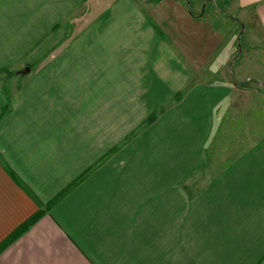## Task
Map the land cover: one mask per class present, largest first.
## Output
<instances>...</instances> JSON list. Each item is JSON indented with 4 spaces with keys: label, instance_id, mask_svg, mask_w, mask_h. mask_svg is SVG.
I'll return each mask as SVG.
<instances>
[{
    "label": "crops",
    "instance_id": "crops-1",
    "mask_svg": "<svg viewBox=\"0 0 264 264\" xmlns=\"http://www.w3.org/2000/svg\"><path fill=\"white\" fill-rule=\"evenodd\" d=\"M227 15L264 48V0H0V244L45 211L0 264H264V70Z\"/></svg>",
    "mask_w": 264,
    "mask_h": 264
},
{
    "label": "rangeland",
    "instance_id": "rangeland-1",
    "mask_svg": "<svg viewBox=\"0 0 264 264\" xmlns=\"http://www.w3.org/2000/svg\"><path fill=\"white\" fill-rule=\"evenodd\" d=\"M222 7V4H220ZM208 9H210L208 7ZM226 22L225 25L227 27V37L231 39H235L239 42L241 41V53H242V60L241 63H247V70L250 72V75L252 76H244L245 80L251 81V84L253 83L255 78L248 79L249 77H253L255 75H260L259 68L256 69L254 65L258 63V66H262L264 70V48L262 46H256L255 40L257 37L255 36L254 30H251V27L248 23H246L243 20H238L236 18H233L232 15H227L224 17ZM246 40V41H245ZM251 40V41H249ZM254 45V46H252ZM234 46V44H233ZM239 45L236 43V48L239 52L240 48H238ZM240 53V54H241ZM252 60V62H251ZM249 62V63H248ZM254 62V63H253ZM256 63V64H255ZM260 64V65H259ZM252 71V72H251ZM264 73V72H263ZM257 82H260L264 84V76L262 82L260 80H256ZM254 84V83H253Z\"/></svg>",
    "mask_w": 264,
    "mask_h": 264
},
{
    "label": "trees",
    "instance_id": "trees-1",
    "mask_svg": "<svg viewBox=\"0 0 264 264\" xmlns=\"http://www.w3.org/2000/svg\"><path fill=\"white\" fill-rule=\"evenodd\" d=\"M44 210H39L34 216L24 222L20 227H18L11 235H9L0 244V253H2L8 246L15 242L23 233H25L33 224H35L41 216L44 214Z\"/></svg>",
    "mask_w": 264,
    "mask_h": 264
}]
</instances>
